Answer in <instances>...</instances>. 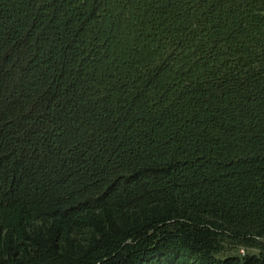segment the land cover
I'll return each instance as SVG.
<instances>
[{"label": "trees", "instance_id": "trees-1", "mask_svg": "<svg viewBox=\"0 0 264 264\" xmlns=\"http://www.w3.org/2000/svg\"><path fill=\"white\" fill-rule=\"evenodd\" d=\"M0 264H264V0H0Z\"/></svg>", "mask_w": 264, "mask_h": 264}, {"label": "rangeland", "instance_id": "rangeland-1", "mask_svg": "<svg viewBox=\"0 0 264 264\" xmlns=\"http://www.w3.org/2000/svg\"><path fill=\"white\" fill-rule=\"evenodd\" d=\"M247 251H249L251 253H257L256 249L245 250L243 247L233 248V249L229 250L227 253L230 252L232 254H244Z\"/></svg>", "mask_w": 264, "mask_h": 264}]
</instances>
